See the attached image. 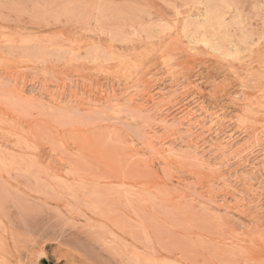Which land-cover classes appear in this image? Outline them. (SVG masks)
<instances>
[{"label":"rangeland","instance_id":"374dc122","mask_svg":"<svg viewBox=\"0 0 264 264\" xmlns=\"http://www.w3.org/2000/svg\"><path fill=\"white\" fill-rule=\"evenodd\" d=\"M0 264H264V0H0Z\"/></svg>","mask_w":264,"mask_h":264},{"label":"bare ground","instance_id":"6f19581e","mask_svg":"<svg viewBox=\"0 0 264 264\" xmlns=\"http://www.w3.org/2000/svg\"><path fill=\"white\" fill-rule=\"evenodd\" d=\"M219 12V11H218ZM223 14V13H222ZM221 26V25H220ZM214 29V28H213Z\"/></svg>","mask_w":264,"mask_h":264}]
</instances>
